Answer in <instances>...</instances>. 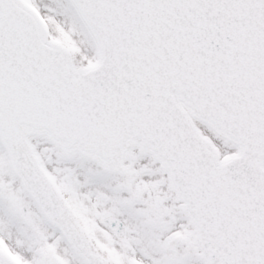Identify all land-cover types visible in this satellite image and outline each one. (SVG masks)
<instances>
[{
	"label": "snow or ice",
	"instance_id": "1",
	"mask_svg": "<svg viewBox=\"0 0 264 264\" xmlns=\"http://www.w3.org/2000/svg\"><path fill=\"white\" fill-rule=\"evenodd\" d=\"M0 264H264V0H0Z\"/></svg>",
	"mask_w": 264,
	"mask_h": 264
}]
</instances>
